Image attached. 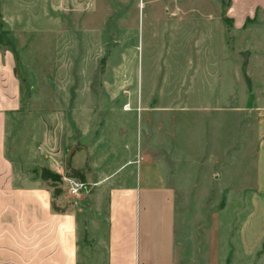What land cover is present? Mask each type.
<instances>
[{
    "label": "rangeland",
    "instance_id": "1",
    "mask_svg": "<svg viewBox=\"0 0 264 264\" xmlns=\"http://www.w3.org/2000/svg\"><path fill=\"white\" fill-rule=\"evenodd\" d=\"M228 7L223 1L221 13L209 1L204 23L199 15L180 21L186 14H172L167 8L168 18L157 21L164 13L155 0H8L0 5V49L14 53L23 94L21 110L9 121L7 155L16 174L53 192L59 211H78L82 239L94 219V185L86 178L91 159L113 160L117 153L141 146L144 158L158 159L164 174L182 172L183 124L188 120L184 110L198 119V98L204 89L197 43L206 31L207 76L222 78V84H207L206 91L221 92L224 108L238 107V134L230 142L224 137L220 187L212 188L205 199L181 195L179 204L200 238L216 210L224 261L231 252L240 254V226L252 199L243 180L248 162L255 158L250 131L257 120L244 109L264 104V51L257 50L263 49L264 38L253 43V32L261 31L253 22L231 35ZM186 28L191 32L189 54L186 37L171 35ZM222 30L228 33L222 36ZM86 109L92 119L82 138L72 115ZM231 162L238 178L233 183L227 180ZM75 168L83 176L76 177L84 183L79 196H72L64 181L75 177ZM201 205L207 207V223H199Z\"/></svg>",
    "mask_w": 264,
    "mask_h": 264
},
{
    "label": "crops",
    "instance_id": "2",
    "mask_svg": "<svg viewBox=\"0 0 264 264\" xmlns=\"http://www.w3.org/2000/svg\"><path fill=\"white\" fill-rule=\"evenodd\" d=\"M155 1L164 13L156 17L157 21L168 18L164 11L167 8L172 14H186L180 16V21L199 15L204 23L209 15L206 4L210 1L222 13L226 1L227 17L234 26L231 35L253 22V27L261 28L253 32L252 36L257 37L253 43L259 41L258 37L264 38V0ZM6 2L0 0V5ZM184 30L171 35L186 37L189 54L191 32L189 28ZM221 32L222 36L228 33ZM203 33L197 44L199 83L204 91L199 93L197 120L191 119L190 110H184L188 120L183 124L182 172L164 174L158 159L144 158L141 146L117 153L113 160L91 159L86 178L94 185L90 194L94 219L84 228L83 239L78 211H59L53 192L29 176L16 174L7 155L9 121L21 110L23 94L14 53L0 49V264H264V104L244 109L257 120L250 131L255 158L248 162L247 166H251L243 180L252 199L251 210L240 226V254L231 252L224 261L221 222L216 210L200 238L197 226L186 222L179 204L181 195L205 199L212 194V188L220 187L224 137L231 141L238 134V107L224 108L221 92L206 91L207 84H222V78L207 76V35L206 31ZM262 41L263 49H257L258 52L264 51ZM168 52L172 53L169 49ZM188 54L185 68L190 75ZM152 116L158 118L159 114ZM72 118L82 138L88 135L90 110H76ZM87 149L92 157L91 148ZM232 165L233 162L227 174L230 183L235 180ZM206 208L199 207V223H207Z\"/></svg>",
    "mask_w": 264,
    "mask_h": 264
},
{
    "label": "built area",
    "instance_id": "3",
    "mask_svg": "<svg viewBox=\"0 0 264 264\" xmlns=\"http://www.w3.org/2000/svg\"><path fill=\"white\" fill-rule=\"evenodd\" d=\"M125 110L130 111L131 110L130 106H127ZM64 181L67 191L72 196H79L82 190L84 189V183L81 180L77 179L76 177H65Z\"/></svg>",
    "mask_w": 264,
    "mask_h": 264
},
{
    "label": "trees",
    "instance_id": "4",
    "mask_svg": "<svg viewBox=\"0 0 264 264\" xmlns=\"http://www.w3.org/2000/svg\"><path fill=\"white\" fill-rule=\"evenodd\" d=\"M0 18H1V13H0ZM74 171H75V177H78V178L83 177L80 172H78L77 170H74Z\"/></svg>",
    "mask_w": 264,
    "mask_h": 264
},
{
    "label": "bare ground",
    "instance_id": "5",
    "mask_svg": "<svg viewBox=\"0 0 264 264\" xmlns=\"http://www.w3.org/2000/svg\"><path fill=\"white\" fill-rule=\"evenodd\" d=\"M128 111V110H127Z\"/></svg>",
    "mask_w": 264,
    "mask_h": 264
}]
</instances>
